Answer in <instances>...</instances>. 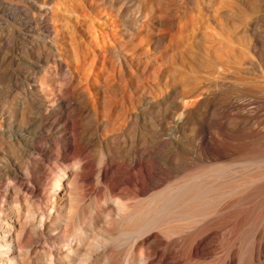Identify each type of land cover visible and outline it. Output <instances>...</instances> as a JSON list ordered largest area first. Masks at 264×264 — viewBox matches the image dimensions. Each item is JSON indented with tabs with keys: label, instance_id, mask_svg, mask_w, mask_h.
Here are the masks:
<instances>
[{
	"label": "bare ground",
	"instance_id": "obj_1",
	"mask_svg": "<svg viewBox=\"0 0 264 264\" xmlns=\"http://www.w3.org/2000/svg\"><path fill=\"white\" fill-rule=\"evenodd\" d=\"M0 264H264V0H0Z\"/></svg>",
	"mask_w": 264,
	"mask_h": 264
}]
</instances>
